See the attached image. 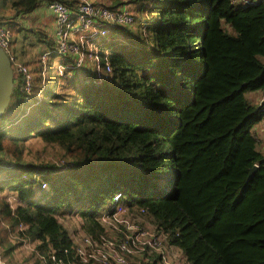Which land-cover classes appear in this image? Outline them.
<instances>
[{
    "label": "trees",
    "instance_id": "1",
    "mask_svg": "<svg viewBox=\"0 0 264 264\" xmlns=\"http://www.w3.org/2000/svg\"><path fill=\"white\" fill-rule=\"evenodd\" d=\"M53 2L73 10L81 3L0 0V24L14 35L11 49L24 29L18 19ZM131 3L149 19L134 15L136 27H112L106 45L99 44L110 53L101 51L92 70L70 56H62L70 64L63 59L54 74L52 61L40 62L30 93L23 76H15L11 105L0 118V167L7 168L0 193L17 201L0 197V223L23 227L21 235L38 243V264H55L52 256L85 264L59 215L78 216L98 239L105 233L101 214L120 194L116 204L147 217L187 264H264V153L254 132L264 102L257 106L246 96L264 92V2ZM30 32L55 49L48 35ZM60 64L70 65L65 75ZM29 99L38 104L11 123V106ZM33 137L64 150L66 165L25 162V142ZM161 260L157 255L152 264Z\"/></svg>",
    "mask_w": 264,
    "mask_h": 264
},
{
    "label": "rangeland",
    "instance_id": "2",
    "mask_svg": "<svg viewBox=\"0 0 264 264\" xmlns=\"http://www.w3.org/2000/svg\"><path fill=\"white\" fill-rule=\"evenodd\" d=\"M80 2L83 1L80 0ZM107 4L117 5V7L126 5L128 6L130 12L135 15V17H140L143 20L149 19L148 13L142 15L138 13L139 4H133L131 3V0H108ZM38 13L39 12H36V17ZM32 14L34 13L27 14L24 18V20L27 19L25 20L27 25L29 21L31 28L25 27L21 31L20 35L16 38L17 43L12 46L11 52L13 53L15 51L17 61L27 66L30 72L33 74V77L37 75L38 70L36 66L38 64L40 65V62L43 60V67H46L49 61L54 63L51 71L54 74L58 64L61 63L63 59H67L56 54L54 51H52L53 55L48 56L46 53L49 51V49L47 50L39 45V39L30 32L31 30H35L44 33L46 36H50V34H52V26H50V23H52V18H48L44 25L38 27L34 23L36 22L37 18H34ZM32 18L35 20H31ZM133 25L136 27L138 23L134 22ZM144 30L147 31L148 27ZM104 40L105 39L103 36H98L94 38L93 43L106 45ZM115 42L126 43L123 38H119L115 40ZM109 43L112 42L109 40L107 44ZM87 49L88 47L85 48V51H87ZM94 51L97 53L103 50L99 47L94 49ZM75 60L77 59L75 58ZM63 62L69 61L67 60ZM69 67L70 65L66 66L64 64H60V74L65 75V71ZM86 67L90 68L91 70L93 69V59L91 60L89 58L86 63ZM13 68L16 70L15 65H13ZM45 73L46 72L43 73V76ZM71 87L72 86L70 85V88ZM69 92L70 93H68V95L72 93L71 89ZM251 94L253 93L246 94L247 98L250 100ZM38 99L40 101L42 100V97H38ZM36 104L38 103L32 99H29L20 108L17 105H13L7 113V117L10 118L11 123H13L12 121L17 120V115L20 113H30L32 110L31 108ZM261 104L262 103H260V105ZM11 123L9 124L8 128L12 126ZM23 153L22 159L27 163H34L35 165L49 164L63 168L69 160L66 158L64 150H62L59 146L46 144L38 137H33L28 142H25ZM5 159H10V156L7 155ZM6 171V167H0V178L6 174ZM0 197H5L7 202L11 205H14L17 201L16 195L10 192L0 193ZM116 210L118 211V214L113 217H110V212H108V209L105 210L101 214L100 221L105 229V234L112 239H121L124 237V235H130V238H134L137 241L139 240L140 245L138 252L133 254L129 259L131 264H152L157 260L158 254L163 255V260L158 261V264H187L183 257L182 251L173 246L168 247L165 237L161 236L155 230L154 225L147 217L141 213L131 211L129 208L126 209V207H123L120 204L117 205ZM127 210H129V212H127ZM59 221L72 234L75 244L81 243L83 236L87 235L86 231L83 229L82 220L78 216L59 215ZM4 229L7 230V233L4 232ZM23 229V227L14 229L10 225L0 223V254L3 256L7 264H38V261H40V259L43 257L42 254L37 250L38 243L32 241L29 237H24L21 235V231ZM150 241H152L151 246L148 244ZM147 247L149 249H147Z\"/></svg>",
    "mask_w": 264,
    "mask_h": 264
},
{
    "label": "built area",
    "instance_id": "3",
    "mask_svg": "<svg viewBox=\"0 0 264 264\" xmlns=\"http://www.w3.org/2000/svg\"><path fill=\"white\" fill-rule=\"evenodd\" d=\"M76 10L68 8L61 2H53L48 4V9L53 13L55 18L54 50L62 53L61 56L77 57L80 64H86L89 58L97 65L100 64L101 53H95L94 49L99 45L93 43L95 37L107 36L111 32V28L115 26H130L134 23V15L126 6L119 9H111L106 5H99L93 1L82 0ZM233 4L254 5L259 0H232ZM264 2V0H262ZM13 34L11 30L0 25V47L7 53L13 65L15 76L16 72L23 76V90L30 93L33 86V74L28 72L29 68L21 64L16 59L14 52H11V42ZM88 47L87 51L85 48ZM108 55V51L104 52ZM48 54V53H46ZM45 54V55H46ZM77 67H81V65ZM30 71V70H29ZM110 72V67L107 69ZM100 74L102 71L99 69ZM41 98V96L39 97ZM264 101H262L263 103ZM119 197H116V202ZM115 202V203H116ZM117 205L112 204L110 217L118 214ZM83 244H76V255L82 263H99V264H131L130 257L138 252L140 242L130 235H124L121 239H112L105 233L98 239L91 235L83 237ZM149 246L152 245L150 241ZM147 249H149L147 247ZM163 259V255L160 254ZM55 264H67L62 260H57L56 256H52ZM0 264H7L3 256L0 254ZM73 264V263H69Z\"/></svg>",
    "mask_w": 264,
    "mask_h": 264
},
{
    "label": "crops",
    "instance_id": "4",
    "mask_svg": "<svg viewBox=\"0 0 264 264\" xmlns=\"http://www.w3.org/2000/svg\"><path fill=\"white\" fill-rule=\"evenodd\" d=\"M88 1H95V2H98V3H103V4L107 5V6H116V5H109V4H107V1L108 0H88ZM36 12H39L38 15H37V17L35 15ZM33 13H34V14H32L33 17L34 18H37L36 22H34V23L38 27L44 25L45 21L48 18H52V23H50V26H52L51 27L52 34H50V36L49 35L48 36L51 39V41H53L54 40V31H55V22H54V15H53V13L48 9V3H43L40 6V8H38ZM12 14H13V12L11 10H9L7 12L6 16L9 17V18H11L12 17ZM25 17H26V15H23L18 20L21 22V25L24 28L25 27L26 28H31V26L29 25V21H28V25L26 24L25 20H27V19L24 20ZM28 18H30V17H28ZM34 18H32L31 20L34 21L35 20ZM1 23H4V22H1ZM40 30H42V29H40ZM78 63L80 64L79 61H78ZM81 65H84V63L81 64ZM250 101H251L252 104H255L257 106L260 105L261 101H264V92H256V93L251 94V100ZM254 132H255L256 137L258 139V142H259V145H260V150L264 153V119L258 125H256V127L254 129Z\"/></svg>",
    "mask_w": 264,
    "mask_h": 264
},
{
    "label": "water",
    "instance_id": "5",
    "mask_svg": "<svg viewBox=\"0 0 264 264\" xmlns=\"http://www.w3.org/2000/svg\"><path fill=\"white\" fill-rule=\"evenodd\" d=\"M15 89V72L13 64L7 53L0 47V118L6 113L11 105ZM255 166L249 175V181L257 171Z\"/></svg>",
    "mask_w": 264,
    "mask_h": 264
},
{
    "label": "bare ground",
    "instance_id": "6",
    "mask_svg": "<svg viewBox=\"0 0 264 264\" xmlns=\"http://www.w3.org/2000/svg\"><path fill=\"white\" fill-rule=\"evenodd\" d=\"M93 2H95V1H93ZM95 3H98V2H95ZM99 5H103L104 6V4L103 3H98ZM124 6H126V5H124ZM126 7H128V6H126ZM77 11V10H76ZM0 25H5V26H7L6 24H0ZM8 27V26H7ZM12 32V31H11ZM13 34V33H12ZM14 38V35H13V37H12V39ZM97 45H99V44H97ZM56 49V48H55ZM107 51V50H106ZM106 51H104V52H106ZM56 54H58V55H62V53H60L58 50H55L54 51ZM101 52V51H100ZM48 53V56H50L51 54H52V52H50V51H48L47 52ZM108 53H110L109 51H108ZM70 57H72V56H70ZM73 58H77V57H73ZM78 59V58H77ZM78 61H79V59L78 60H75V62L79 65V63H78ZM41 63L43 64L44 63V60L43 61H41ZM44 65V64H43ZM81 65V64H80ZM82 66V65H81ZM28 72L30 73V71L28 70ZM16 74L17 75H19V74H21V73H18V72H16ZM261 103H262V101H261ZM118 197H120V194L119 195H117ZM113 204H115V205H117L116 203H113ZM123 207H126V206H123ZM126 209H128L127 207H126ZM127 212H129V210H127ZM143 213L145 212V211H142ZM135 221V220H134ZM137 222V221H136ZM146 222V221H145ZM85 236V235H84ZM83 236V237H84ZM84 242H83V238H82V241H81V243H78V244H83ZM158 255H160V254H158ZM162 257V256H161ZM163 260V259H162ZM161 260V261H162Z\"/></svg>",
    "mask_w": 264,
    "mask_h": 264
}]
</instances>
